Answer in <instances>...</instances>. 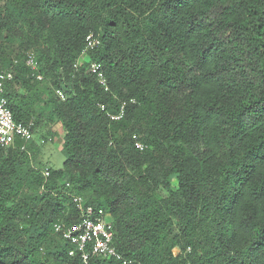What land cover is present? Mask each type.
Here are the masks:
<instances>
[{
  "label": "trees",
  "instance_id": "1",
  "mask_svg": "<svg viewBox=\"0 0 264 264\" xmlns=\"http://www.w3.org/2000/svg\"><path fill=\"white\" fill-rule=\"evenodd\" d=\"M4 70L15 121L60 127L65 162L0 149V264H84L55 231L75 196L135 263L264 264V0H0Z\"/></svg>",
  "mask_w": 264,
  "mask_h": 264
},
{
  "label": "built area",
  "instance_id": "2",
  "mask_svg": "<svg viewBox=\"0 0 264 264\" xmlns=\"http://www.w3.org/2000/svg\"><path fill=\"white\" fill-rule=\"evenodd\" d=\"M86 41L87 47L84 54L99 45V40L93 34L89 35ZM27 65L34 71L38 69V62L33 54L29 55ZM89 70L96 76L99 83L108 90L103 66L92 63ZM12 78L13 74L9 70L0 73V149L8 148L19 140L24 143L22 149L26 151L28 143L34 140V122L25 124L15 121L8 99L4 96L5 84ZM37 78L42 80L41 76ZM57 94L62 100H65V94L62 91H57ZM124 108L125 104L121 107L119 114L111 115V119L120 120L124 115ZM102 109H105L104 106ZM136 147L140 150L144 149V145L139 141L136 142ZM45 176H49L48 171ZM74 203L80 210L81 221L71 226L56 223L55 231L61 233L67 241L76 247V251L81 254L84 264H91L92 259L98 256L107 259L112 258L121 261L123 264H139L125 259L114 246L115 232L111 214L93 206H85L83 198L79 196L74 197Z\"/></svg>",
  "mask_w": 264,
  "mask_h": 264
},
{
  "label": "rangeland",
  "instance_id": "3",
  "mask_svg": "<svg viewBox=\"0 0 264 264\" xmlns=\"http://www.w3.org/2000/svg\"><path fill=\"white\" fill-rule=\"evenodd\" d=\"M54 130L58 133H62L60 127L53 126L50 122L45 123L34 133L33 141H35L41 149L39 160L43 163L50 164L55 169H59L65 162V156L61 150L60 139L55 134ZM176 252H178L177 249Z\"/></svg>",
  "mask_w": 264,
  "mask_h": 264
},
{
  "label": "crops",
  "instance_id": "4",
  "mask_svg": "<svg viewBox=\"0 0 264 264\" xmlns=\"http://www.w3.org/2000/svg\"><path fill=\"white\" fill-rule=\"evenodd\" d=\"M174 252H176V250H175ZM178 253H179V250H178V252H176L175 254H178Z\"/></svg>",
  "mask_w": 264,
  "mask_h": 264
}]
</instances>
